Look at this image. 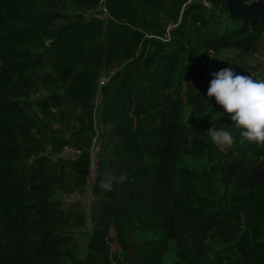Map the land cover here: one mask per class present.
<instances>
[{
    "label": "trees",
    "instance_id": "16d2710c",
    "mask_svg": "<svg viewBox=\"0 0 264 264\" xmlns=\"http://www.w3.org/2000/svg\"><path fill=\"white\" fill-rule=\"evenodd\" d=\"M262 47L226 0H0V264H264V146L206 100Z\"/></svg>",
    "mask_w": 264,
    "mask_h": 264
},
{
    "label": "clouds",
    "instance_id": "9594fccd",
    "mask_svg": "<svg viewBox=\"0 0 264 264\" xmlns=\"http://www.w3.org/2000/svg\"><path fill=\"white\" fill-rule=\"evenodd\" d=\"M211 76L206 100L214 98L223 109L219 112L220 117L227 116L232 122L216 130L211 127L207 131L211 141L218 147L232 146L234 134L238 132L242 141L264 146V78L239 74L230 66L211 73ZM100 187L111 191L112 183L102 181Z\"/></svg>",
    "mask_w": 264,
    "mask_h": 264
},
{
    "label": "rangeland",
    "instance_id": "374dc122",
    "mask_svg": "<svg viewBox=\"0 0 264 264\" xmlns=\"http://www.w3.org/2000/svg\"><path fill=\"white\" fill-rule=\"evenodd\" d=\"M209 0H204L205 5L210 6ZM104 2H102L99 5L98 9H103L104 10ZM106 11V9H105ZM104 12H98L99 16L104 17L106 16V13ZM211 56L210 58H212ZM232 63V65H229V63ZM234 67L236 68V72L239 74H244L248 75L251 74L252 76L256 78H264V47L251 52L249 54H244L241 53L238 50H228V51H223L220 55L213 57L211 59V64L209 67L210 73H213L219 69H222L224 67ZM103 84V83H101ZM80 108V107H79ZM101 112H102V105H100V102H97L94 106V111H93V122L96 123L97 131L102 134L104 131L103 127V116L101 117ZM95 142H99V137L97 138V141L95 139ZM94 142V145L92 147V151H95L97 149L96 144ZM222 149H225V146H219ZM68 155H73L75 152H65ZM91 183L92 179L90 177L89 184L79 193L73 194L70 196H66L67 199H81L83 201V204L85 206L86 212L90 213L91 208L89 206V202L91 201L90 196H91ZM90 223H88V228L83 229V236H86V233L90 230ZM79 243V255L82 257L86 251V242L82 240V238L78 239Z\"/></svg>",
    "mask_w": 264,
    "mask_h": 264
},
{
    "label": "water",
    "instance_id": "95a60500",
    "mask_svg": "<svg viewBox=\"0 0 264 264\" xmlns=\"http://www.w3.org/2000/svg\"><path fill=\"white\" fill-rule=\"evenodd\" d=\"M210 6H214L216 0L208 1ZM229 14L237 17L244 24H249L253 29L259 23L264 30V0H226Z\"/></svg>",
    "mask_w": 264,
    "mask_h": 264
},
{
    "label": "built area",
    "instance_id": "2783aa9c",
    "mask_svg": "<svg viewBox=\"0 0 264 264\" xmlns=\"http://www.w3.org/2000/svg\"><path fill=\"white\" fill-rule=\"evenodd\" d=\"M65 152H75V153H73V155H71V156H77V155H79L80 154V151L79 150H75V149H71V148H65V150H64ZM64 152V154H66ZM97 158L95 157V154L93 153L92 154V166H91V174H90V177H91V179H92V181H94L95 180V177L97 176V168H98V166H97Z\"/></svg>",
    "mask_w": 264,
    "mask_h": 264
}]
</instances>
